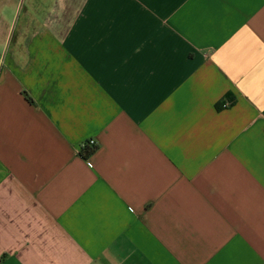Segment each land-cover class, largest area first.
I'll list each match as a JSON object with an SVG mask.
<instances>
[{
	"label": "crops",
	"instance_id": "crops-1",
	"mask_svg": "<svg viewBox=\"0 0 264 264\" xmlns=\"http://www.w3.org/2000/svg\"><path fill=\"white\" fill-rule=\"evenodd\" d=\"M0 2V264H264V0Z\"/></svg>",
	"mask_w": 264,
	"mask_h": 264
},
{
	"label": "trees",
	"instance_id": "trees-1",
	"mask_svg": "<svg viewBox=\"0 0 264 264\" xmlns=\"http://www.w3.org/2000/svg\"><path fill=\"white\" fill-rule=\"evenodd\" d=\"M96 150H97L96 148L86 147V148L84 149V155H85V157H86V158L90 157L91 155H93V154L95 153Z\"/></svg>",
	"mask_w": 264,
	"mask_h": 264
},
{
	"label": "built area",
	"instance_id": "built-area-1",
	"mask_svg": "<svg viewBox=\"0 0 264 264\" xmlns=\"http://www.w3.org/2000/svg\"><path fill=\"white\" fill-rule=\"evenodd\" d=\"M88 144H89V146L92 147V148L95 147V141H94V140L89 141Z\"/></svg>",
	"mask_w": 264,
	"mask_h": 264
},
{
	"label": "rangeland",
	"instance_id": "rangeland-1",
	"mask_svg": "<svg viewBox=\"0 0 264 264\" xmlns=\"http://www.w3.org/2000/svg\"><path fill=\"white\" fill-rule=\"evenodd\" d=\"M0 1H2V0H0ZM0 4H1V2H0Z\"/></svg>",
	"mask_w": 264,
	"mask_h": 264
}]
</instances>
